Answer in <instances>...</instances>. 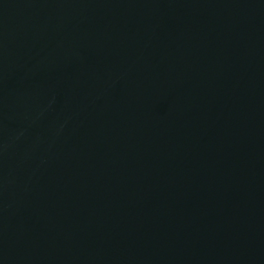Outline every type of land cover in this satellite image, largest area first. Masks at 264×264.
I'll return each mask as SVG.
<instances>
[{
    "label": "water",
    "instance_id": "obj_1",
    "mask_svg": "<svg viewBox=\"0 0 264 264\" xmlns=\"http://www.w3.org/2000/svg\"><path fill=\"white\" fill-rule=\"evenodd\" d=\"M0 264H264V0H0Z\"/></svg>",
    "mask_w": 264,
    "mask_h": 264
}]
</instances>
